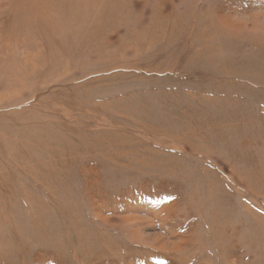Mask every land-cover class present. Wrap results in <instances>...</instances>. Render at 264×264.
<instances>
[{
	"label": "rangeland",
	"instance_id": "374dc122",
	"mask_svg": "<svg viewBox=\"0 0 264 264\" xmlns=\"http://www.w3.org/2000/svg\"><path fill=\"white\" fill-rule=\"evenodd\" d=\"M5 39L0 264H264V0H0Z\"/></svg>",
	"mask_w": 264,
	"mask_h": 264
},
{
	"label": "bare ground",
	"instance_id": "6f19581e",
	"mask_svg": "<svg viewBox=\"0 0 264 264\" xmlns=\"http://www.w3.org/2000/svg\"><path fill=\"white\" fill-rule=\"evenodd\" d=\"M58 42V41H57ZM12 42L8 39H5L3 42H1L0 44H2L3 46L1 47L0 50H5V53H3L4 57H6L7 59H11L13 60V53L12 52H7V50H10L12 49L14 46L13 44H11ZM52 43V42H51ZM19 45H22L19 43ZM38 58V57H37ZM37 58L35 57V60H27V61H23V66L24 67H28V66H33L37 60ZM8 70V75H11L12 71L7 69ZM6 74V73H5Z\"/></svg>",
	"mask_w": 264,
	"mask_h": 264
}]
</instances>
